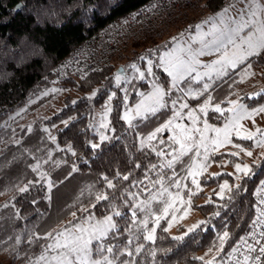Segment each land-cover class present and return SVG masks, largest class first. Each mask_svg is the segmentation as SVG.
I'll list each match as a JSON object with an SVG mask.
<instances>
[{
	"label": "trees",
	"instance_id": "16d2710c",
	"mask_svg": "<svg viewBox=\"0 0 264 264\" xmlns=\"http://www.w3.org/2000/svg\"><path fill=\"white\" fill-rule=\"evenodd\" d=\"M149 1L0 0V120L48 87L55 67L74 48L115 18L137 10ZM230 2L194 0L190 10L182 9V19L177 28L194 17L193 10L197 5L211 16ZM169 28L164 29L160 39L140 37L108 55L98 68L85 77L64 80V83L69 82L74 86L85 83L80 89L87 91L99 86L101 92L93 100L82 97L73 104L68 103L59 113L45 121L52 124L73 116L66 125L55 131L54 141L46 136L44 123L38 121L29 128L19 129L18 140L5 144L0 150V247L13 245L20 263L38 254L47 241V237L42 234L51 231L68 216L83 212L102 217L112 210L110 205L113 203L120 207L121 215L113 216L117 227L104 238V246L107 248L111 244L117 252L128 246L133 255H120L122 259L134 261V264H204L195 257L208 253L209 247H218V235L227 231L229 237L220 255L215 257L220 262L249 231L256 209L257 189L264 180V157L253 164L250 173L243 175L235 185L232 177L225 173L201 179V184L205 186H217L224 180L230 185V190L222 197L214 195L205 204H192L191 208L206 223L187 232L182 239H174L176 236L165 231L167 218H164L161 226L157 227L156 239L149 241L143 238L146 233L140 221L148 216V227H151L152 213L162 209L159 203H153L156 204L154 207L145 204L140 208L137 205L132 209L136 212L135 219L128 210L137 200H149L144 188L158 175H162L170 187L169 177L177 166L175 176L194 189L185 171L188 164V158L184 159L186 155L175 166L172 164L170 169L164 167L163 162L159 163L157 152L152 150L156 148L159 151V138L143 147L139 143L141 137L169 116L170 109L165 106L154 115H147V119H138L132 125H127L121 120V109L115 103L109 120L110 137L98 147H92L97 137L90 124L93 105H100L112 87L115 66L120 62L125 65L140 64L144 57L159 55L172 43L170 37H177L175 33L168 34V31L177 28ZM249 59L253 60L251 63L254 66L264 65V55ZM158 76L157 82L166 86V75L158 72ZM189 81L185 80L181 86L184 87ZM228 81L224 79L223 84L215 81L218 83L215 92L230 91ZM149 88L145 87L142 93ZM242 101L254 107L257 103H264V93L249 99L242 96ZM208 117L214 124L220 122L212 113ZM220 118L224 119L225 114L220 115ZM69 145L74 151H69ZM73 165L76 166L75 170ZM150 165H155V168ZM117 171L121 176H116ZM101 173L108 179L116 177L113 180L116 185L114 189L107 187ZM123 174H128L127 180L123 179ZM22 188L23 191L20 190ZM101 191L109 193L107 200H95L96 193ZM127 192L138 195L128 196ZM179 192L187 198L188 189L179 188ZM124 200H128L129 204L125 205ZM125 228L128 230L125 231ZM34 233L41 235L35 236ZM29 236H33L31 242ZM137 244L143 245L138 253L135 251Z\"/></svg>",
	"mask_w": 264,
	"mask_h": 264
},
{
	"label": "snow or ice",
	"instance_id": "6c2138e0",
	"mask_svg": "<svg viewBox=\"0 0 264 264\" xmlns=\"http://www.w3.org/2000/svg\"><path fill=\"white\" fill-rule=\"evenodd\" d=\"M216 15L221 17L220 25L217 26L213 24L209 32H203L194 37V39L200 40L201 47L199 49L194 50L191 44L180 46L176 44V37H172L173 43L176 45L175 48L160 55V63L157 66L162 67L172 78V88H176L177 80H183L184 76L189 75L191 72H196V75L192 77L193 79H201V73L196 70L195 66L203 63L197 59V57L203 53V49L214 50L217 53L224 52L223 56L213 61V65L210 66L211 71L226 75L228 68L235 69L238 64H245V72L240 79H245L248 76L254 75L252 71L253 65L247 62L249 58L253 56L264 55V13H261L258 8H250L247 13H243V10H241L236 17L224 16L222 13H217ZM209 19H212V17H209ZM207 22V20L203 21V23ZM195 28L200 30L201 25L196 24ZM245 30H247V34L241 37V33ZM209 36L211 39L205 40V37ZM237 38L239 42H237ZM228 44L232 45L230 52L225 51ZM144 59L147 58L144 57ZM152 64L153 62L148 60L147 72L149 74L152 73ZM216 64H219V68L215 67ZM132 67L136 68V65L133 64ZM137 71L140 72V78H143L145 73L139 69H137ZM204 75H210V72H205ZM120 79L121 75L118 73L116 76L117 82H119ZM210 87V84L205 83L202 89L196 91L189 88L186 95L195 98L200 96L202 92L206 93ZM172 88L166 90L159 84L154 85L153 91L149 92L148 95L135 106V114L137 116H143L145 119L148 118L145 114L154 115L160 108L166 106L165 97L172 91ZM261 93H264V88H262L260 92H249L248 96L256 97ZM92 95H95V92H93ZM112 95H115V93ZM109 99H111V97H109ZM125 99H127V97H125ZM212 99L213 97L208 95L202 103H196L194 108L190 107L186 100L181 99V101H173L172 107L175 110L172 112V115L147 134L146 140L151 142L158 138V133L164 129H169L172 132L169 139L179 145L178 149H172L173 153H179L180 155L186 154L192 151L195 145L194 150L196 155L191 158V166L188 168V176L191 177V184L194 185V189L189 188L187 184L182 186L184 189H188L187 198L179 191L174 193L169 192V190L163 186L162 181L164 177L161 176V184L160 188L157 190V194L151 195L148 201L142 202L137 200L136 203L132 204L128 209L131 211L132 218L135 219L136 212L132 211L133 208H136L137 205L143 208L145 204H150L152 200H161L162 194L167 193V202L164 204L162 210L152 213V226L148 227V216H145V218L140 221V224L144 226L146 235H144L143 238L146 240L154 241L156 239L157 227L161 226V220L169 216L170 213L171 219L167 221L168 228L172 226L174 221L183 219L189 214L193 196L202 189L203 185L199 178L208 170L210 153L215 154L220 149H225L234 157L240 156L241 152H244L248 157H252L253 151L245 147L242 143L236 142L234 137L264 145V125L257 123L258 120H264V103H257L254 107H249L239 99H235L230 100L228 102V108L225 109L219 103H211ZM74 102L75 101H73V103ZM178 102L179 108H176ZM210 108L215 109V111L219 113L227 111L231 115L225 119L222 126L218 127L209 124L206 118ZM185 109H187L186 112L184 111ZM108 111H111V109H106L104 114L107 115ZM200 114H203L205 117L202 127L198 123L202 118ZM185 115L188 120L191 121L190 125L183 122ZM123 118L129 122L132 119L131 115L127 112ZM246 120L250 122L251 126L242 123V121ZM65 123H67V121H65ZM104 126L107 127V123H105ZM209 132L214 133V135L209 136ZM197 134L199 135L198 139L196 138ZM100 138L101 140H105L108 137L102 133ZM49 139L55 138L50 136ZM144 143L145 140H141V147L144 146ZM149 146L151 147V144H149ZM226 146H232L238 149V151H231V148ZM68 147L69 151H74L70 145ZM92 147L96 148L98 145L92 144ZM201 149H203V159H198L197 157L201 155ZM152 150L157 152V155L160 157L165 156L163 151H157L156 148ZM260 156L264 157V152H261ZM177 159H179V155H172L171 160H165L164 164L171 167ZM255 162L254 160L253 163ZM222 163H228V161L223 160ZM36 167H38V165H36ZM75 167L76 166L73 165V170H75ZM150 167L155 168V165H150ZM234 169L235 172L233 175H236V178L240 179L237 174L243 173L244 175H248L251 171V166L248 163L234 162ZM101 175L104 177V182L109 189H114L116 187L113 183L116 177L108 179L103 173H101ZM172 175H175L174 171ZM210 175L218 176L219 173L212 172ZM116 176H121V173L117 171ZM123 179L127 180L128 174H123ZM145 179L148 178L145 177ZM133 183H135V181ZM176 184L178 188L181 187L179 181H177ZM261 184H264V181H261ZM26 187L27 185H25V188ZM226 189L230 190V185L227 180H224L223 183L219 185V191H217L215 195L222 197ZM20 190L23 191L24 189L22 188ZM144 191L148 192V188L145 187ZM257 191H264V189L258 188ZM127 195L135 196L138 194L127 192ZM108 196L109 193L106 191L97 192L95 200H107ZM209 200H211V197H209ZM207 202L208 201H205V203ZM123 203L128 205L129 201L124 200ZM259 203L264 205V199H260ZM181 206L183 207L181 208ZM110 207L112 210L94 224H72V228L79 229V232L72 231L69 228H62L55 236H53L51 231L44 232L42 235L48 237L50 242L36 259L43 261V264H134V261L130 262L129 260L122 259L120 255V253H127L129 257L133 255L132 250L128 246L121 248L118 252L114 250L111 244L107 246L106 250L104 248V238L110 235V229L117 227L113 216L121 215L120 207L117 204L113 203ZM178 212L180 213L179 216H177ZM257 212L259 213L256 218L257 227H259L261 224H264V209L257 208ZM73 215H75V213H73ZM92 219L91 215L87 217V220ZM203 223L206 222L198 221L197 223L191 224L188 226V232H192ZM127 230L128 229L125 228V231ZM165 231H167V228H165ZM33 235L39 236L41 234L34 233ZM117 235H119V233H117ZM185 235H187V233H181L179 236L174 237V239H182ZM248 235L254 236V233H248ZM259 235L261 238H264V231H261ZM228 237L229 233L227 231L219 234V246L215 248L209 247L208 249V253H212L213 255L208 256L207 259L205 255L195 257V259L203 261L204 264H218L215 257L220 255ZM28 239L31 242L33 236H29ZM240 239L243 241L244 237ZM17 241H19V237H17ZM93 241H98V243L93 244ZM130 243L131 236H129V244ZM245 245L247 251L237 258L236 264H264V243L257 241L256 243L248 244L245 242ZM258 245L259 247H257ZM142 247L143 245L137 244L135 251L137 253L140 252ZM49 249L52 250L51 254H49ZM57 249H59V251H56ZM232 251L237 252L239 249L233 247ZM256 252H258V254L254 255ZM152 255L155 256V252H153Z\"/></svg>",
	"mask_w": 264,
	"mask_h": 264
},
{
	"label": "rangeland",
	"instance_id": "374dc122",
	"mask_svg": "<svg viewBox=\"0 0 264 264\" xmlns=\"http://www.w3.org/2000/svg\"><path fill=\"white\" fill-rule=\"evenodd\" d=\"M231 2L223 7L219 12L222 13L224 16L228 17H236L237 14L243 10V13H247L250 8H258V10L261 13H264V0H230ZM195 8V7H194ZM223 10V12H222ZM195 12V15L193 18H189L186 20L184 23L181 24V29L180 27L177 28V23L173 24L170 26L169 29L177 28L175 31H168V34H176V44H179L180 46L183 45H188L191 44L192 48L194 50L199 49L201 47L200 45V40L199 39H194V37L198 36L200 33L203 32H209L210 28L212 27L213 24L219 26L221 17L216 15H208L206 14L205 11H203L199 5L193 10ZM209 17H212V19H209ZM202 18V19H201ZM208 21L207 23H203V21ZM196 24H200L201 28L200 30H197L195 28ZM191 26V27H190ZM180 29V31L178 30ZM178 30V31H177ZM247 34V30H245L243 33H241V37ZM163 34L157 37L158 39L162 38ZM156 38V40H157ZM172 38V37H170ZM211 39V37H205V40ZM155 42V41H154ZM237 42H239L237 38ZM175 44L172 43L161 50L159 55L156 57H148L147 59H144V61L140 64H135L136 68H133L132 65H125L123 62H120V64H117L115 66V74H114V79H113V85L112 87L106 92L105 97L103 101L101 102L100 105H93V112L91 114V128L92 131L96 134V139L92 144L100 145V143L104 140H101L100 136L103 133L105 136L108 138L110 137L109 133V120H110V115L115 108L114 104L117 103L121 111H120V118L121 120L126 123L127 125H132L134 121H137L138 119H143V116H137L135 114V106L137 103H139L142 99H144L149 92H152L154 89V85L159 84L161 87L165 88L166 90L168 88H172V78L164 71L162 67H158L160 60L159 57L162 53H166L169 50H172L175 48ZM232 48L231 44L227 45V48L225 51L230 52ZM224 52L217 53L214 50H209V49H203V53L197 57L198 60L202 61L203 63L200 65H196V70L201 73V79L200 80H195L192 77L196 75V72H191L189 75L184 76L183 80H177L176 81V88H172V91L168 93L167 96L169 98L167 99V96L165 97L166 100V106L170 109V114L169 116L165 119L167 120L171 115L172 112L175 110L172 107V102L173 101H181V99L186 100L189 104L190 107H195L196 103H202L204 99L207 98L208 95H211L213 97L211 103H219L221 104L222 107L225 109L228 108L229 104L228 102L230 100H235L239 99L242 101V96H247L248 99L250 98L248 96L249 92L256 91L260 92L262 88H264V65L262 66H254L251 62L253 60H248L247 63H250L253 65L252 71L254 72V75L248 76L245 79H240V77L244 74L245 72V64H238L235 69L228 68L227 69V74L224 75L222 73L216 72V71H211L210 66L213 65V61H216L219 59V57L223 56ZM254 57V56H253ZM257 57V56H256ZM148 60H151L153 62L152 64V73L149 74L147 72L148 68ZM58 65V64H57ZM57 67V66H56ZM55 67V69H56ZM216 68H219V64L215 65ZM118 68H121L123 71V74L121 75V79L119 82L116 80V70ZM55 69L53 72V76L51 78V84L48 85V87L43 88L42 91L35 96L34 98L30 99L26 103H24L21 107L18 109L14 110L13 112L9 113L4 119L0 120V150L2 147L10 142H16L18 140V132L20 131L19 129L23 127H30L33 123L35 122H43V129L45 130L46 136L49 138L55 137V131L57 129H60L64 125H66L73 116L68 117V119H63L57 123H52L48 124L45 123L46 120H48L50 117L53 115H56L61 111L62 108H64L66 105L73 104V101H77L79 98L86 97L89 99H94L96 97H99V93L101 92L99 86H94L90 90L86 89H80L82 88L85 83H80L77 86H74V84H70L69 82L64 83L63 81L68 79L69 77H63L60 75H57L55 73ZM139 69L140 71H143L145 73L143 78H140V72L137 71ZM159 73H163L166 75V82L167 85L163 86L161 85L159 81ZM205 72H210V75H204ZM223 79V80H222ZM225 80H229L227 85L228 89L225 92L221 93H216V88L217 84L215 81H221L222 84L224 83ZM232 79H234V82H232ZM185 80H190L188 83L184 84V87L181 86V84ZM205 83H208L211 85V87L207 90V92H202L200 96L198 97H190L187 96L186 93L189 88H191L193 91H196L198 89H202L203 85ZM221 84V85H222ZM219 85L218 88L221 86ZM82 86V87H81ZM150 88L148 89L147 92L142 93V90L147 87ZM95 92V95H92V93ZM115 93V95H112ZM143 94V95H142ZM218 95V96H217ZM111 97V99H109ZM127 97V99H125ZM167 100H169L167 102ZM243 102V101H242ZM111 109V111L107 112V115H105L106 109ZM176 108H179V102L176 105ZM185 112L187 109L184 110ZM129 113L132 117L131 121L129 122L128 120H125L123 117L125 113ZM210 113L214 114L220 122L217 124H214L211 120H209ZM199 114V113H198ZM225 118L221 120L220 115H224ZM149 115V114H145ZM201 115V120L198 122L201 127L203 126V119L205 118L203 114ZM231 115L227 111L224 113H219L216 112L215 109L210 108L208 110V115L207 119L209 124L216 125V126H222L225 122V119ZM164 120V121H165ZM67 121V123H65ZM163 121V122H164ZM162 122V123H163ZM184 123L186 124H191V121L188 120L187 116H184ZM107 123V127L104 126V124ZM242 123H246L249 126H251L249 121H242ZM258 124L264 125V120H258ZM152 131V130H151ZM172 135V132L169 129H164L160 133L157 134V137L159 138V151H163L165 153L164 157L159 156V163L163 162L165 160H171L172 155H179V159L182 158L183 156L184 159L188 158L187 165L185 166L186 173H187V178L188 180L190 179L191 182V177L188 176V168L191 166V158L196 155L195 153V145L193 146V150L180 155L179 153H173L172 149L179 148L178 144H175L169 137ZM214 135V133L209 132V136ZM146 136L141 137L139 143L141 144V140H145V144L150 143L149 141L146 140ZM107 138V139H108ZM157 138V139H158ZM196 138H199V135L197 134ZM51 141H54V139H50ZM106 140V139H105ZM234 140L238 143H242L245 147L250 148L253 151V156L248 157L244 152H241V155L238 157H234L231 155L229 151H226L225 149H220L218 152L215 154L210 153L209 154V162H208V170L207 172L203 173L200 176V180L206 179V177L211 176L210 173L212 172H218L219 174L225 173L232 177L233 179V185L237 184L240 179L243 177V173H238L240 179L236 178V175H233L235 172L234 169V162H240V163H248L250 166L253 164H257L260 159L262 158L260 156L261 152H264V145H261L260 143H252L247 140H242L239 137H234ZM228 148H231V151H238V149H235L232 146H226ZM203 149H201V155L197 157L198 159H203ZM163 158V159H162ZM177 159L175 161L174 166L177 164ZM223 160H227L228 163H222ZM256 161L253 163V161ZM172 166V165H171ZM164 167H168L166 164H164ZM177 166L174 168L175 175L178 172ZM181 172V171H180ZM171 175L170 178V187L167 186V182L163 179L162 183L165 188L169 190V192H178L179 188L183 187H177L176 182L179 181L180 185L183 186L184 183H182V180L178 178L177 176ZM48 176V175H45ZM162 175H158L155 177V180L152 181V183L147 185L148 192H145V194L148 193V198L150 199V196L153 194H157V190L160 188V177ZM185 176V173H184ZM223 182L221 181L219 184H222ZM219 184L217 186H214L212 184L210 185H203L202 189L199 193H196L193 197L194 199L192 200V204L195 205H200V204H205V201L209 200V197L214 196L217 191H219ZM228 189L225 190V193H227ZM224 193V195H225ZM221 197V196H219ZM159 203L160 208H163L164 204L167 202V193L162 194L161 200H152L150 205L152 207L156 206V204L153 203ZM183 206H181L182 208ZM3 207L1 208V210ZM162 210V209H161ZM91 214H84L83 212L81 213H75V215H70L68 216L65 220H63L59 225H57L55 228L51 230L53 233V236L59 231H61L62 228H69L72 231L79 232V229H73L72 224L76 223H81V224H94L96 221L100 220L102 217L98 216H92V220H87V217H89ZM180 213H177V216H179ZM167 218V221L171 219V213L169 216L165 217ZM114 219V218H113ZM198 221H203V218L196 212L194 209L191 208L189 214L185 216L183 219H177L176 221L173 222L172 226L168 228L167 225V230L168 232L173 235V236H179L181 233H187L188 232V226L191 224L197 223ZM71 222V223H69ZM114 229V228H113ZM113 229H110L109 231L111 232ZM49 238L47 237V241L45 245L41 248L40 252L36 254L35 256L31 257V259L27 262L20 263V259L17 257V251L16 249L13 248V245L11 246L10 244H7L6 248L0 247V264H43V261H39L36 259V257H39L43 250L45 249L46 245L49 243ZM98 243V241H93V244ZM105 250L106 247L104 246ZM56 251H59L57 249ZM52 250L49 249V254H51ZM95 255V253H94ZM111 255V254H110ZM201 255H205V258L207 259L208 256L213 255L212 253H203ZM200 255V256H201Z\"/></svg>",
	"mask_w": 264,
	"mask_h": 264
},
{
	"label": "built area",
	"instance_id": "2783aa9c",
	"mask_svg": "<svg viewBox=\"0 0 264 264\" xmlns=\"http://www.w3.org/2000/svg\"><path fill=\"white\" fill-rule=\"evenodd\" d=\"M193 5L194 0H150L141 8L115 18L102 30L74 48L57 65L55 73L65 78L85 77L98 68L108 55L132 44L140 37H150L151 40H155L164 29L181 21L182 9L190 10ZM258 188L264 189V184L260 183ZM260 199H264V191L256 193L253 221L244 240H240L235 246L239 251H231L223 261H217L218 264H236L237 258L247 251L245 242L264 243V238L259 235L261 231H264V224L257 227L256 219L259 215L257 208L264 209V205L259 203ZM248 233H254V236H249ZM257 254L258 252L254 253V255Z\"/></svg>",
	"mask_w": 264,
	"mask_h": 264
},
{
	"label": "water",
	"instance_id": "95a60500",
	"mask_svg": "<svg viewBox=\"0 0 264 264\" xmlns=\"http://www.w3.org/2000/svg\"><path fill=\"white\" fill-rule=\"evenodd\" d=\"M118 73L121 74V75L123 74V71H122L121 68H118V69L116 70V74H118Z\"/></svg>",
	"mask_w": 264,
	"mask_h": 264
},
{
	"label": "crops",
	"instance_id": "0c3cea01",
	"mask_svg": "<svg viewBox=\"0 0 264 264\" xmlns=\"http://www.w3.org/2000/svg\"><path fill=\"white\" fill-rule=\"evenodd\" d=\"M217 13H220V12L218 11ZM217 13H216V14H217Z\"/></svg>",
	"mask_w": 264,
	"mask_h": 264
}]
</instances>
